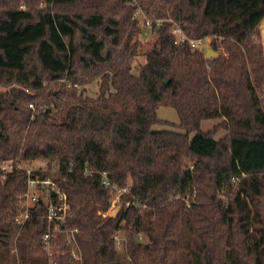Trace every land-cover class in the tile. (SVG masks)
Returning a JSON list of instances; mask_svg holds the SVG:
<instances>
[{
    "label": "trees",
    "instance_id": "obj_1",
    "mask_svg": "<svg viewBox=\"0 0 264 264\" xmlns=\"http://www.w3.org/2000/svg\"><path fill=\"white\" fill-rule=\"evenodd\" d=\"M176 1L0 0V162H48L30 177L0 171V264H52L44 204L24 225L14 220L29 180L56 183L66 225L79 230L83 261L64 254L57 264H264V0L231 27L248 30L242 40L212 39L213 59L174 43ZM139 15L154 40L135 74ZM247 66L255 104L242 84ZM96 81L98 96L86 95ZM160 107L179 123L159 120ZM207 120L220 122L205 132ZM201 141L207 153L195 150ZM101 169L129 189L121 199L131 205L116 216L104 215L113 196ZM185 179L189 204L177 198ZM117 230L128 234L126 252L111 239Z\"/></svg>",
    "mask_w": 264,
    "mask_h": 264
},
{
    "label": "rangeland",
    "instance_id": "obj_2",
    "mask_svg": "<svg viewBox=\"0 0 264 264\" xmlns=\"http://www.w3.org/2000/svg\"><path fill=\"white\" fill-rule=\"evenodd\" d=\"M256 0H177L174 5L170 8V16L176 24L182 27L191 37H201L205 40V46H210L212 39L214 38H225L232 36L231 38L236 40H242L246 28L242 27L238 30H231L233 24H236L242 20L245 16H248L252 11L257 10V7L251 4H255ZM261 2V1H259ZM140 24L142 26V34L140 39L142 40V55L137 57L134 64L133 72L138 74L142 64L146 62V53L152 48L154 34L150 32L149 28L144 25V18L138 16ZM246 34V33H245ZM248 66L245 68L242 84L245 88L247 98L251 97L249 75H247ZM83 87L79 88L82 90ZM86 95L90 97H97L99 94V81L92 83L86 87ZM252 104L251 101H248ZM159 120L169 122L170 124H178L179 117L174 108L171 107H160L158 112ZM220 120H207L202 124L203 131H209ZM154 130H168L175 132H182L176 127L169 124H156L153 127ZM224 131H219L216 135V139H219L224 135ZM209 147L204 144V141L196 142L195 150L198 153H207ZM193 163H189L192 167ZM24 168L31 169L36 172H45L48 169V162L45 160H35L32 162H25ZM180 193L185 200H192L195 194L191 192V186L188 180H181L180 182ZM38 189L34 186H30L28 192L35 193ZM193 194V195H192ZM17 208H20V196L17 199ZM22 206V205H21Z\"/></svg>",
    "mask_w": 264,
    "mask_h": 264
},
{
    "label": "built area",
    "instance_id": "obj_3",
    "mask_svg": "<svg viewBox=\"0 0 264 264\" xmlns=\"http://www.w3.org/2000/svg\"><path fill=\"white\" fill-rule=\"evenodd\" d=\"M172 35L174 37V43L180 45L187 43L192 49L202 51L205 46V40L201 37H191L181 26L175 24ZM81 88V86L76 85ZM33 108V105H30ZM25 162L14 165L11 161L0 162V171L4 174L13 173L15 170L26 172L30 177L34 171L28 168H24ZM101 184L111 189L112 199L109 209L104 214L106 216H113L115 212H119L122 207H130L131 201L122 202V195L129 192L128 187H119L113 183L109 171L101 169L98 172ZM84 175L92 177L94 172L86 167L84 169ZM239 178L234 177L231 180V185L237 184ZM28 186H34L38 189L35 193H29L28 190L20 195V208L18 214L15 216V222L18 225H24L31 217L30 210L36 207L38 203H43L46 209V214L43 216V223L46 226V232L43 236V244L45 251L50 258L52 264H57L58 257L60 255L69 254L74 260L78 262L83 261L82 251L78 241L77 228H70L66 225L67 216L70 210L67 195L61 190L56 183L51 180H29ZM181 194L177 196L178 199L185 200ZM188 204L190 200H185ZM22 205V206H21ZM137 209L142 210L146 208L145 205H136ZM117 215V214H116ZM115 215V216H116ZM111 239L115 244V248L118 252H126L128 244V234L123 230L115 231ZM139 241L143 242L144 238L141 234H138Z\"/></svg>",
    "mask_w": 264,
    "mask_h": 264
},
{
    "label": "crops",
    "instance_id": "obj_4",
    "mask_svg": "<svg viewBox=\"0 0 264 264\" xmlns=\"http://www.w3.org/2000/svg\"><path fill=\"white\" fill-rule=\"evenodd\" d=\"M251 5H254L255 7H259L258 5H255V4H251ZM260 29H261V35H262V39H263V47H264V15L261 19V22H260ZM247 29L245 30V33H247ZM244 33V35H245ZM229 37H232V36H229ZM208 47V45H206V48ZM247 75H249V82L252 84L251 82V75H250V72L247 71ZM249 89H251V97L248 98V101H251L253 104L257 103L260 98L257 96V94L254 92V89H253V85H250Z\"/></svg>",
    "mask_w": 264,
    "mask_h": 264
},
{
    "label": "water",
    "instance_id": "obj_5",
    "mask_svg": "<svg viewBox=\"0 0 264 264\" xmlns=\"http://www.w3.org/2000/svg\"><path fill=\"white\" fill-rule=\"evenodd\" d=\"M220 55L221 54L219 52L215 51L211 45L208 46L205 50V58H207V59H213V58L219 57ZM166 82H168V81H166ZM116 214H117V212H115L113 214V216H115Z\"/></svg>",
    "mask_w": 264,
    "mask_h": 264
}]
</instances>
